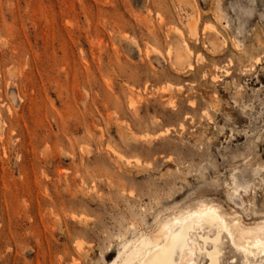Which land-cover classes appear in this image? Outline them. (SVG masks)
I'll list each match as a JSON object with an SVG mask.
<instances>
[{
	"label": "rangeland",
	"instance_id": "374dc122",
	"mask_svg": "<svg viewBox=\"0 0 264 264\" xmlns=\"http://www.w3.org/2000/svg\"><path fill=\"white\" fill-rule=\"evenodd\" d=\"M200 203L264 221V0H0V264H119Z\"/></svg>",
	"mask_w": 264,
	"mask_h": 264
},
{
	"label": "bare ground",
	"instance_id": "6f19581e",
	"mask_svg": "<svg viewBox=\"0 0 264 264\" xmlns=\"http://www.w3.org/2000/svg\"><path fill=\"white\" fill-rule=\"evenodd\" d=\"M195 24L194 19L193 30ZM187 48L183 42L171 50L180 67L186 64ZM234 184L237 193L246 187L237 180ZM158 233L135 244L119 264H226V245L235 253L232 262L264 264V221L247 226L213 204L200 203L172 215Z\"/></svg>",
	"mask_w": 264,
	"mask_h": 264
}]
</instances>
